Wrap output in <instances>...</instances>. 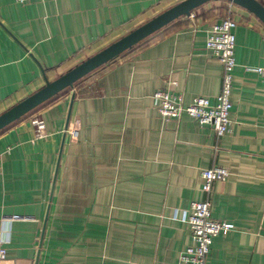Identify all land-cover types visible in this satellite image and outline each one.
<instances>
[{
	"label": "crops",
	"instance_id": "crops-1",
	"mask_svg": "<svg viewBox=\"0 0 264 264\" xmlns=\"http://www.w3.org/2000/svg\"><path fill=\"white\" fill-rule=\"evenodd\" d=\"M181 1L0 0V114ZM222 9L237 23V65L219 138L186 113L164 119L153 94L215 100L223 69L206 43ZM246 65L264 66V23L212 0L2 129L0 264H35L73 93L38 264H178L192 243L183 213L207 198L202 170L214 165L230 176L213 184L212 216L235 227L213 239L207 264H264V81Z\"/></svg>",
	"mask_w": 264,
	"mask_h": 264
},
{
	"label": "built area",
	"instance_id": "built-area-1",
	"mask_svg": "<svg viewBox=\"0 0 264 264\" xmlns=\"http://www.w3.org/2000/svg\"><path fill=\"white\" fill-rule=\"evenodd\" d=\"M34 0H17L26 3ZM45 1V0H42ZM237 26L232 17H225L215 22L208 31L207 48L219 60L223 69V83L220 93L213 101L207 96H196L185 104L181 95L172 93L169 88H162L153 94V99L159 114L166 120H178L184 113L196 119L201 125H210L217 137H223L231 132V112L233 102L231 99L234 69L236 62V35ZM247 72H255L264 81V66L244 67ZM37 138L47 136L46 122L42 118L33 121ZM72 139H77L79 131L70 130ZM230 176V171L221 166H212L202 170L204 190L207 198L193 201L190 209L184 211L182 221L188 223L192 231V243L182 252L178 264H207L211 252L213 239L220 234H228L235 225L231 222L213 218L211 209V193L216 181H224ZM7 233L5 227L1 231ZM8 239H0V262L6 258L7 248L4 246Z\"/></svg>",
	"mask_w": 264,
	"mask_h": 264
},
{
	"label": "water",
	"instance_id": "water-1",
	"mask_svg": "<svg viewBox=\"0 0 264 264\" xmlns=\"http://www.w3.org/2000/svg\"><path fill=\"white\" fill-rule=\"evenodd\" d=\"M209 1L212 0H183L177 3L176 5L170 7L169 9L163 11L154 18L150 19L149 21L145 22L144 24L140 25L139 27L135 28L125 36L121 37L120 39L113 42L106 48L102 49L101 51L92 55L88 59L79 63L78 65L67 71L66 73L57 77L56 79L52 81L46 79V84L42 88H40L35 93L31 94L30 96L26 97L22 101L18 102L17 104L13 105L12 107H10L9 109H7L6 111L0 114V130L4 129L14 121L28 114L29 112L39 107L41 104L51 99L55 95L59 94L60 92L64 91L65 89L73 87L75 83L78 82L80 79L84 78L94 70L108 63L109 61L119 56L124 51L128 50L135 44L139 43L143 39L150 36L151 34L165 27L172 21L184 15H190L193 10L204 5ZM227 1L249 10L264 23V4L261 3L259 0H227ZM75 97L76 94L73 93L71 97L68 115H67V121L65 125L66 132L63 135L62 147L60 150L54 182L49 199L50 203L48 204L44 219V224H43V229L39 244V251L37 254L35 264H38L39 262L41 247L43 245V240H44L47 222L51 209V201L53 198L54 186L57 179L61 155L63 152V146L65 143L67 130L69 128V122L71 119Z\"/></svg>",
	"mask_w": 264,
	"mask_h": 264
},
{
	"label": "rangeland",
	"instance_id": "rangeland-1",
	"mask_svg": "<svg viewBox=\"0 0 264 264\" xmlns=\"http://www.w3.org/2000/svg\"><path fill=\"white\" fill-rule=\"evenodd\" d=\"M200 7H201V6H200ZM200 7L196 8L195 10L199 9ZM222 10H223V9H222ZM220 13L223 14V15H226L225 17H229V16H231V11H230V9H224V10L221 11ZM184 16H185V15H184ZM35 109H36V108H35ZM35 109H34V110H35ZM32 111H33V110H32ZM32 111H31V112H32ZM29 113H30V112H29ZM29 113H28V114H29ZM28 114H26V115H28ZM26 115H24L23 117H25ZM16 121H17V120H16ZM13 123H15V121H14ZM13 123H12V124H13ZM0 131H2V130H0Z\"/></svg>",
	"mask_w": 264,
	"mask_h": 264
}]
</instances>
